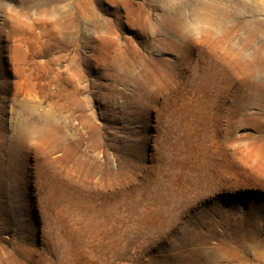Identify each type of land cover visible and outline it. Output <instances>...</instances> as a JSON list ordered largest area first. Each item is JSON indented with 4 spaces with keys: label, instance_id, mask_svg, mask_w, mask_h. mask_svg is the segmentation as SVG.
Returning a JSON list of instances; mask_svg holds the SVG:
<instances>
[{
    "label": "rangeland",
    "instance_id": "obj_1",
    "mask_svg": "<svg viewBox=\"0 0 264 264\" xmlns=\"http://www.w3.org/2000/svg\"><path fill=\"white\" fill-rule=\"evenodd\" d=\"M0 264H264V0H0Z\"/></svg>",
    "mask_w": 264,
    "mask_h": 264
}]
</instances>
